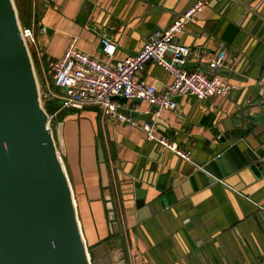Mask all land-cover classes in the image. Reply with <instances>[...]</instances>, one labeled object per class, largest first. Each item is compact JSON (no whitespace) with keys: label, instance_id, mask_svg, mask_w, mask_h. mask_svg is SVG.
<instances>
[{"label":"crops","instance_id":"crops-1","mask_svg":"<svg viewBox=\"0 0 264 264\" xmlns=\"http://www.w3.org/2000/svg\"><path fill=\"white\" fill-rule=\"evenodd\" d=\"M194 1L32 0L34 25H21L23 30L34 31L36 44L28 45H36V54L31 55L37 77L45 83L51 78L53 64L74 39L77 49L107 62L101 38L109 37L116 44L110 62L122 61L141 51L155 31L167 29ZM19 5L29 20L27 1L19 0ZM257 14H264V0H214L175 40L195 51L186 71L209 77L214 75L210 63L223 50V68L234 74L226 80L236 86L228 96L208 101L177 97L175 111L161 112L156 134L176 143L190 155V162L147 141L141 129L119 121L116 115L85 107L77 110L89 111L82 119L79 143L84 136L92 155L85 173L83 149L72 151L78 157L83 183V190L77 192L67 161L74 158L69 142L72 148L78 143L81 122L61 119L66 150L63 162L92 264H131L130 252L140 255L141 264H258L264 258V176L258 178L244 169L213 184L205 183L198 174L206 150L218 142L216 132H224L231 117L241 116L251 105H261L252 108V116H264V44L249 34ZM230 24L241 28L232 45L221 40ZM140 78L158 93H164L172 82V76L155 61L145 66ZM56 101L59 110L61 101ZM119 102L122 109L118 113L140 125L153 121V108L147 102ZM58 110L55 120L71 109ZM260 126L252 146L264 150V121ZM99 140L108 158L109 191L119 235L111 234L98 161ZM86 190L92 191L94 203ZM81 195L87 197L84 207L80 206ZM144 210L145 217L139 219L138 211Z\"/></svg>","mask_w":264,"mask_h":264},{"label":"water","instance_id":"water-1","mask_svg":"<svg viewBox=\"0 0 264 264\" xmlns=\"http://www.w3.org/2000/svg\"><path fill=\"white\" fill-rule=\"evenodd\" d=\"M252 23L249 34L264 44V14L254 16ZM240 32V26L230 24L221 40L232 45ZM216 75L232 79L234 74L221 67ZM257 107L261 105L248 106L229 119L224 132H216L218 142L198 165L205 183L215 184L244 169L264 176V150L252 146L264 121L262 113L251 115ZM65 154L63 125L56 130L50 125L15 1L0 0V264H92ZM98 161L111 234L119 235L100 140ZM145 215V210L138 211L139 219Z\"/></svg>","mask_w":264,"mask_h":264},{"label":"built area","instance_id":"built-area-1","mask_svg":"<svg viewBox=\"0 0 264 264\" xmlns=\"http://www.w3.org/2000/svg\"><path fill=\"white\" fill-rule=\"evenodd\" d=\"M212 1L214 0H197L167 29L152 34L141 51L115 63L110 62L116 53V44L111 38L106 36L101 38L102 54L107 62L77 49L74 39L63 57L53 64L51 83L45 81L42 86L43 104L46 101L59 100L61 105L58 111L97 107L105 115L114 114L119 121L129 124L132 128L141 129L147 141L157 143L190 162V155L180 150L176 143L156 134V123L162 111L177 109V97H192L202 102L215 97H226L236 89L235 84L216 75L219 68L224 65L223 50L219 51L210 63L214 75L209 77L202 72L186 71L188 59L195 51L175 42L189 23ZM43 32L45 33L46 29H43ZM23 35L29 45L36 44L34 31L25 29ZM152 61L172 76V82L164 93L156 92L140 78V73ZM119 100L147 102L153 108V121L140 125L130 117L118 113L122 109ZM56 115L57 113L49 115L50 125ZM139 259L140 255L137 252H130L131 264H141ZM258 264H264V258Z\"/></svg>","mask_w":264,"mask_h":264},{"label":"rangeland","instance_id":"rangeland-1","mask_svg":"<svg viewBox=\"0 0 264 264\" xmlns=\"http://www.w3.org/2000/svg\"><path fill=\"white\" fill-rule=\"evenodd\" d=\"M36 45L34 46V48L33 47H30V52H31V54L32 55H34V54H36ZM35 65V64H34ZM35 70H36V66H35ZM36 74H37V76H38V73H37V70H36ZM39 77V76H38ZM52 78H48V79H46L48 82H50L51 83V80ZM38 80H40L39 81V84H40V89H42V86H43V84H45V83H42V81H41V79H38ZM43 90V89H42ZM68 111V112H67ZM66 112H64L63 113V115H60L59 116V119L57 118L56 120H54L53 122H52V125H51V127L54 129V130H56L57 129V127H58V125H60V123H61V119H64V118H67V117H69V118H71V119H73V120H75V122H76V124L78 123V121H80L81 122V126L79 127V129H78V134H77V142L78 143H76V145L74 146V148H72V145H71V143L69 142V148H70V154L72 155V156H74V158L73 157H71L70 158V161H67V163H68V166H69V171H70V175H71V178H72V181H73V184H74V188H75V190L77 191V192H80V191H82L83 189V187H82V185H83V183L81 182V173H80V170H79V166H78V157L75 155V153L74 152H72V151H74V149H75V151L76 152H78L77 150H80V148H82L83 149V151H82V161L84 162V167H85V173H86V166L87 165H89V163L91 162V150H88V145H87V142L84 140V136H83V138H82V141H81V143H79V136H80V134H79V130H80V132L81 131H83V123H84V121L82 120L83 118H87V115H88V110H84V111H77V110H73V109H71V110H67ZM77 119V120H76ZM79 119V120H78ZM60 121V122H59ZM76 128H78V125H74ZM80 144V146H79V148H78V145ZM81 151V150H80ZM70 163H71V165H70ZM70 166H71V168H70ZM91 182H93V181H91ZM86 184H87V182H86ZM91 188V187H90ZM87 191V193H88V196H89V199L90 200H92V202L94 203L95 201H94V195H93V193H92V191L91 190H86ZM84 198H87L86 196H84V195H81V197H80V199H79V202H80V206H85V203H84V201H83V199ZM84 217V216H83ZM102 233V235H103V238H105V236H104V232H101Z\"/></svg>","mask_w":264,"mask_h":264},{"label":"trees","instance_id":"trees-1","mask_svg":"<svg viewBox=\"0 0 264 264\" xmlns=\"http://www.w3.org/2000/svg\"><path fill=\"white\" fill-rule=\"evenodd\" d=\"M15 1H16V6H17V9H18V12H19L20 21H21L23 27H31V22L33 21L32 20V0H26L27 1V5L29 6L28 7L29 13H30L29 20L23 17V14L21 13L22 9H21V7L19 5V0H15ZM33 22H32V24L34 25ZM58 107H59V105H58V102L56 100L46 101L45 104H44V108H45L46 112L49 115H52V114L56 113L57 110H58ZM57 118L59 119V117H57ZM106 161H107V164H108L107 155H106Z\"/></svg>","mask_w":264,"mask_h":264}]
</instances>
